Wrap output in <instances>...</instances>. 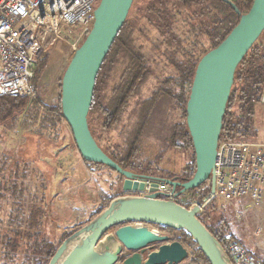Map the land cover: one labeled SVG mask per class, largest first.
I'll use <instances>...</instances> for the list:
<instances>
[{"label":"trees","instance_id":"1","mask_svg":"<svg viewBox=\"0 0 264 264\" xmlns=\"http://www.w3.org/2000/svg\"><path fill=\"white\" fill-rule=\"evenodd\" d=\"M231 1L240 13L247 12L253 2V0ZM239 18L240 15L223 0L133 1L127 19L99 70L88 113V125L92 136L123 169L163 178L178 176L181 182L192 178L196 168L195 155L185 121V108L190 87L200 58L229 34ZM146 29L153 30L156 35L151 40V53L148 54L142 51V44L136 43L138 40L136 34L147 36ZM262 34L236 68L223 117L220 141L260 139L254 115L256 106L263 103L264 95V42L260 40ZM157 55L164 58L169 71L153 89L151 96L142 99L144 87L155 75L153 63ZM46 63L47 52L42 53L35 60L32 82L36 93L39 91L40 76ZM58 85L59 92L48 102L43 101L40 94L31 100L30 98L0 97V125L9 123L12 128L20 123L31 127L37 125L34 127V133L51 127L52 130L44 135L53 137L54 128L58 124L64 122L67 125L62 118L60 108L61 78ZM40 104L46 107L41 115L38 110ZM30 106H34L35 111L30 109L25 115ZM161 111L162 115H160ZM30 112H33V115ZM126 112H128V124L124 125L122 130L123 143L112 145L114 149L111 150L109 146H106L107 135L121 122ZM170 112L172 114L178 112L180 117L172 128L169 125ZM28 120H30L29 123ZM166 128L169 133L172 132L173 143L178 140L175 146L185 150L189 148L192 151L188 163L180 172L174 174L165 172L161 168L165 159L164 151L151 156H142V149L145 146L142 141L143 133L149 129L157 133V137L162 138L164 134L160 133ZM103 141H106V144H102ZM5 163L3 159L0 161V176L3 181L2 184L0 182V200L3 201L7 198H17V174L19 171L22 172L15 163L11 164L10 170L6 173ZM85 163L91 167L105 168L115 172L103 164L86 161ZM190 191H198L201 197H204L210 191V181ZM213 206V204L207 205L199 214V219L222 244L225 238L238 240L230 232L221 214L213 215L209 212ZM1 207L0 203V212ZM104 207H106L104 204L94 206L88 212L86 219L73 218L71 227L61 233L58 239L54 232H50L49 235L43 233V230L39 229L41 228L39 222L32 219L30 215L19 224L14 219L16 223L14 220H9L6 225H3L0 219V225L5 226L3 228L0 226V250L4 251V254L0 255V264H9L12 256L18 251L22 252L25 259L22 264H47L61 242L95 217ZM65 224H69V221ZM159 229L180 233V240L191 252L205 259L197 245L183 231L163 226ZM239 242L253 252L242 241L239 240Z\"/></svg>","mask_w":264,"mask_h":264},{"label":"water","instance_id":"2","mask_svg":"<svg viewBox=\"0 0 264 264\" xmlns=\"http://www.w3.org/2000/svg\"><path fill=\"white\" fill-rule=\"evenodd\" d=\"M134 0H100L92 27L74 51L61 77L60 108L75 146L86 162L103 164L123 178L126 194L109 201L95 217L56 248L47 264H185L186 247L153 226L183 231L197 245L209 264H232L221 242L199 219L200 205L187 208L158 193L129 194L166 183L178 194L210 181L214 169L223 117L237 66L264 31V0H253L240 13L232 1L223 0L240 15L238 23L198 61L186 102V125L195 155V172L187 181L123 169L96 142L88 125L97 75L124 25Z\"/></svg>","mask_w":264,"mask_h":264},{"label":"built area","instance_id":"3","mask_svg":"<svg viewBox=\"0 0 264 264\" xmlns=\"http://www.w3.org/2000/svg\"><path fill=\"white\" fill-rule=\"evenodd\" d=\"M95 3L96 0H0V97L34 99L35 60L60 41L75 51L92 27ZM88 173L96 177L93 170ZM214 180V192L204 197L198 191L190 190L178 194V188L166 183L154 186L150 181L145 182L141 191L129 194L158 193L160 198L187 208L199 204L200 213L211 201L231 202L241 197L249 198L248 208H252L261 202L264 194V142L219 140ZM123 194L126 193L100 194L93 203L107 205L111 199ZM153 228L167 235L169 241H180L186 247L185 264H209L191 252L180 240V233L162 231L157 226ZM222 246L232 264H264V249L257 255L230 238H225Z\"/></svg>","mask_w":264,"mask_h":264},{"label":"rangeland","instance_id":"4","mask_svg":"<svg viewBox=\"0 0 264 264\" xmlns=\"http://www.w3.org/2000/svg\"><path fill=\"white\" fill-rule=\"evenodd\" d=\"M100 0H96V3L94 4L95 8L98 6ZM147 30L148 35L147 36H141L136 34V37L138 38L137 44L143 46L142 51L144 53H151L150 47H151V40H153L156 35L155 32L152 30ZM261 41L264 42V31L261 36ZM47 63L45 68L43 69V72L40 76L39 80V91L35 92V98L38 94L42 97V100L45 102H48L49 99L52 97H55L57 93L59 92V82L60 78L62 77V74L71 58V56L74 53V50L71 49L67 43L65 42H58V44H55L51 46L47 51ZM44 52V53H45ZM154 63L153 67L155 69V75H153L150 80L147 82V85L144 87L142 92V99L148 98L151 96L153 89L158 85L159 81L165 76L166 73H168L167 64L163 57L160 55H157L154 57ZM34 98V99H35ZM31 100V99H30ZM263 103H260L256 106L255 109V125L258 128L259 131V138L257 141H263L264 139V100ZM35 111L34 106L28 107L27 113H29V110ZM39 114L41 115L45 110L46 107L42 106L40 104V107H38ZM33 112H30V114ZM162 111L160 112V115H162ZM128 112L123 114L121 122L114 127L107 135L108 143L106 146H109V148L112 150L114 149L113 146L115 145H122L123 143V133L122 130L124 128V125L128 124V118H127ZM169 125L172 128L173 125L177 123V121L180 120L179 113L176 112L175 114H172L170 112L169 116ZM30 120H28L29 123ZM3 126V128H1ZM35 130V129H34ZM42 131H37V133H41ZM62 132V131H61ZM12 133V134H11ZM65 136L66 139L62 140L67 141L68 143V150L64 151L61 156V161H58L59 164H57V167H59L57 172L64 171L65 173L68 172V163H70V159L76 156L78 158L79 153L77 151V148L75 146V143L73 141V137L71 134V131L69 127L66 125L65 127ZM17 133L14 131L12 127L8 124H1L0 125V161L5 160L6 167L5 172L8 173V171L11 168V164L13 163L12 160V153L11 150L13 149V137L16 138L20 135H16ZM58 134L57 131L53 132V135L56 136ZM132 132L130 135L132 136ZM157 133L151 132L149 129H147L143 135H142V141H144L145 146L142 149V156H151L154 153H157L159 151H164L163 155L165 156V159L161 165V168L165 172L169 173H176L180 172L181 169L188 163L189 158L192 155V151L189 148L180 149L174 144H178V140H175V143L172 141V132H168V128L164 129L160 134H164L162 138H159L156 136ZM166 137V138H165ZM21 138V136H20ZM46 138V137H45ZM164 138V139H163ZM48 140V138H46ZM55 139L51 136V144H55ZM102 144H106V141H103ZM53 146V145H51ZM43 145L40 143L39 148L42 149ZM33 157V156H32ZM70 158V159H69ZM38 159V158H36ZM33 157V160H36ZM1 166V164H0ZM41 167V166H40ZM37 167V168H40ZM88 170H93L96 173L95 178H99L100 176V170H105L106 173H108V169L105 168H96L87 166ZM65 169V170H64ZM52 172V183L54 182L53 176L56 172V169H50ZM55 171V172H54ZM27 172V171H26ZM33 173L30 174L32 176L31 183L33 185H36V183H40L41 179L39 175L36 173H39L40 170L37 169L35 171H32ZM47 173V171H44ZM29 173V172H28ZM110 173V172H109ZM86 179H89V173L86 174ZM99 175V176H98ZM104 175H101L100 180H96L97 183L100 186H103L101 182L104 181ZM91 179V178H90ZM103 180V181H102ZM0 182L3 183L1 176H0ZM28 184L30 181H27ZM58 183V181H56ZM73 183V182H72ZM70 184L64 191H60V193L56 194V197L63 201L65 200V207L67 205L72 203V200L69 199L68 195L71 193L74 195L79 194V188L76 187V184ZM27 184V186H28ZM112 185V184H111ZM29 187V186H28ZM264 192V187H263ZM70 193V194H69ZM17 194V192H16ZM67 194V195H66ZM20 198V197H19ZM22 200V197H21ZM0 203L2 205V210L0 212V219L2 220L1 223L3 225H6L9 220H14L17 215L15 214L16 208L22 206L21 201L18 199L17 204L13 200V198H8V200H0ZM249 198L247 197H241L237 200L231 201V202H221V201H211L208 205L213 204L214 206L210 208V213L213 215H219L221 214L223 219L225 220V224L228 226L230 232L238 239V241H242L247 247H249L255 254L259 255L263 252L264 249V194L262 197L261 202L252 208H248ZM74 206H78V204H74ZM53 213V212H52ZM56 214V213H53ZM237 214L240 215V217L237 216ZM52 217V216H51ZM68 222V221H67ZM14 223L16 221L14 220ZM51 225L49 228L45 227L39 228L43 230V233L49 235L50 232H54V235H56V239H58L65 230L69 229L72 224H65L60 225L57 224L54 220L50 222ZM58 225V226H57ZM2 228L5 226L0 225ZM40 230V232H41ZM55 237V236H54ZM40 238V237H39ZM4 251L3 249L0 250V255H3ZM2 258V257H1ZM25 262L24 256H22V252L18 251L15 253V255L12 256L11 260L9 261V264H22Z\"/></svg>","mask_w":264,"mask_h":264},{"label":"crops","instance_id":"5","mask_svg":"<svg viewBox=\"0 0 264 264\" xmlns=\"http://www.w3.org/2000/svg\"><path fill=\"white\" fill-rule=\"evenodd\" d=\"M36 126H24L20 123L13 127L18 135L22 133L20 135L21 138L20 136L12 138L14 140L13 149L11 150L13 155L11 160V162L13 161L12 164L16 163L18 169L22 171H19V174H17L16 184L18 186V192L16 194L17 198H13L16 204L18 199L22 203V206L16 208L15 211L17 215L15 220L18 224L29 215L32 216V219L39 222V227L41 228H44L45 225L49 228L51 219L63 225H65L67 221L71 223L72 219L76 217H79V219H86L88 212L94 206H99L101 204L100 202L97 204L93 203L100 194L110 195L113 191H117L118 194L122 193L123 179L121 180L118 173L109 170L107 171L108 173H106L103 169L99 171V178L89 176V179H86V174H88L89 171L87 169L88 165L81 158L80 154L78 158L76 156L71 159L69 158L70 163H68L67 173L64 171H59L58 173V161H61L60 158L63 152L68 150L67 141H62L66 139L64 133L66 124L62 122L54 128V131L58 132L56 136H53L55 144L50 143L51 137L48 136V134L44 135L52 130L51 127L42 129L43 134H40L34 133V127ZM45 137H49L48 140ZM40 143L43 145L42 149L39 148ZM32 156L38 159L34 161ZM37 169L40 170V172L36 174L39 175L41 182L33 185L31 183L32 176H30V174ZM50 169H56V172L54 171L53 183ZM25 171H27V173ZM44 171H47V173ZM102 174L104 175V181L102 180L103 182H101L103 186H100L96 180L102 179ZM27 181H30V183L28 184ZM56 181H58V183ZM71 183H75L76 187L79 188V194L74 195L69 193L70 195H68V197L72 200V203L65 207V200L60 201L56 197V194H59L60 191H64ZM5 200H8V198ZM74 204H78V206H74Z\"/></svg>","mask_w":264,"mask_h":264}]
</instances>
